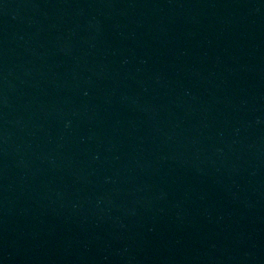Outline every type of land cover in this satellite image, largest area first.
Here are the masks:
<instances>
[{
    "label": "water",
    "instance_id": "obj_1",
    "mask_svg": "<svg viewBox=\"0 0 264 264\" xmlns=\"http://www.w3.org/2000/svg\"><path fill=\"white\" fill-rule=\"evenodd\" d=\"M0 264H264V0H0Z\"/></svg>",
    "mask_w": 264,
    "mask_h": 264
}]
</instances>
